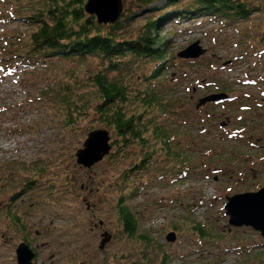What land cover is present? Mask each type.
Returning <instances> with one entry per match:
<instances>
[{
	"label": "rangeland",
	"instance_id": "rangeland-1",
	"mask_svg": "<svg viewBox=\"0 0 264 264\" xmlns=\"http://www.w3.org/2000/svg\"><path fill=\"white\" fill-rule=\"evenodd\" d=\"M247 1L252 14L243 21L235 20L231 36L219 44L225 50L224 59H237L232 62L236 66L233 71L220 72L224 59L215 54L217 48H212L194 63L176 54L171 56L169 69L156 77L163 88L161 95L169 101L172 139L191 160L182 165L170 157H157L161 154L158 140H151L152 145L145 147L151 157L142 169L132 172L135 184L142 188L128 200L141 215L142 228L154 239L151 248H144L141 240L117 233L116 200H112L113 190L118 189L112 179L122 168L134 167L131 154H123V146L111 143L110 152L92 167L76 163L75 152L83 147L87 133L103 127L91 107L97 98L89 82L91 57L87 61L58 57L47 65L39 60L25 68L19 56H12L16 52L8 51V44L14 48L19 43L17 35L24 37L26 31L39 24L23 19L43 2L0 0V264H17L15 247L25 238L36 255L34 264H132L130 258L140 256L141 251L156 262L161 261L165 251L164 264H264L262 234L249 225H229L224 210L226 196L264 187V98L259 92V88L264 90V0ZM129 2L123 0L124 5ZM132 6L140 9V5ZM141 11L135 10V14ZM137 18L132 23L135 28L145 19L141 15ZM163 24L169 28L161 33L159 28L152 29L158 40L172 37L179 42L175 34L184 25L173 26L171 21ZM172 30L176 33H170ZM197 37L201 35H191L186 41L194 43ZM164 58L169 56L165 53ZM149 61L143 57L132 60V67L123 70L136 76L148 75L152 69ZM170 76L176 77L175 84ZM246 77L258 83L236 85L239 78ZM206 78H215L220 86L232 89L251 88L257 97L255 102L262 99V103L251 104L246 111L232 104H207L196 109L195 102L205 92L193 88ZM62 85L69 92V105H78L73 106L75 119L71 124L64 122L63 114L68 109L58 99ZM80 96L84 98L82 103ZM50 99L55 105L49 103ZM205 113L203 129L199 122H203L201 116ZM229 113L237 120L220 127V121H226L224 116ZM240 116L243 119L239 122ZM237 130L240 132L235 137H228V132ZM109 133L112 142L114 136ZM41 164L52 173L42 172L20 191L30 176L27 172ZM179 168H188L187 175H178ZM213 172L219 174L217 180ZM12 215L19 217L18 224ZM192 220L206 226L210 233L205 231V237L199 236ZM171 230L177 239L168 242L165 237ZM105 231L111 237L101 249L99 243ZM215 235L217 239L211 240Z\"/></svg>",
	"mask_w": 264,
	"mask_h": 264
},
{
	"label": "trees",
	"instance_id": "trees-1",
	"mask_svg": "<svg viewBox=\"0 0 264 264\" xmlns=\"http://www.w3.org/2000/svg\"><path fill=\"white\" fill-rule=\"evenodd\" d=\"M41 1L42 7L35 6L32 14L24 16L23 19L27 23L33 24L37 21L39 24L26 31L24 37L16 34L19 43L17 42L14 48L8 44V51L16 52L12 56H19L23 62L35 63L40 60L45 65L56 61L58 57L73 61H87L91 57L89 82L97 94V98L91 103L94 115L114 136L111 143L123 146L125 148L123 154L127 152L131 154L132 164L135 163L131 169L122 168L112 179L118 188L113 190V199L111 198L116 200L117 233L120 232L126 238L135 237L144 243V248L146 246L151 248L154 239L148 237L146 229L141 226V215H137L128 203V200L142 188L140 184H135L132 172L142 169L144 163H147L150 150L145 147L152 145L151 140H158L161 144L162 155L157 157H170L171 160L181 161L182 165H188L187 162L191 160L172 139L167 108L169 101L167 97L161 95L163 88L160 89L161 82L156 78L169 67L166 64L167 59H163L161 49L168 44L169 39L165 38L160 46L152 29L157 30L164 21H182L203 15L235 23V20L238 22L245 20L252 14L253 9L247 0H131L129 5H124L118 20L104 24L97 23L93 15L85 12L83 5L86 0ZM131 4L140 5V9L132 8ZM141 9L146 10L147 14ZM135 10L142 13L135 14ZM140 15L145 19L140 27L135 28L132 23H135ZM172 32L176 31L172 30L170 33ZM22 33L24 32L22 31L21 35ZM142 57L152 63L148 75L145 73L136 76L133 73H125L124 70L132 67V60ZM0 60L2 61V58ZM94 63L97 66L94 67ZM169 78L170 82L175 84L176 77ZM63 86H61L63 92L62 90L58 92V99L66 103L67 109H70L64 112L63 116L64 122L71 124L75 119L73 106L78 105L75 103L73 106L69 105V101L66 100L69 92L64 91ZM78 98L81 103L84 101L82 96ZM49 103L55 105L51 99ZM76 109L74 108L75 111ZM202 115V120H205L207 116ZM52 171L45 168L44 164L35 170L31 169L27 172L29 178L23 182L24 186L19 190L28 188L27 186L36 181L39 177H35L42 172L46 174ZM188 171V168H179L178 175L181 173L187 175ZM12 218L15 224L19 223L17 215H12ZM192 228L202 238L205 237V231L210 233L206 226L195 220H192ZM217 237L215 235L211 240L214 241ZM25 239L29 244L27 238ZM145 256L146 253L141 251L140 256L131 257L130 260L132 264H164L167 253L165 251L162 253L160 262Z\"/></svg>",
	"mask_w": 264,
	"mask_h": 264
},
{
	"label": "water",
	"instance_id": "water-1",
	"mask_svg": "<svg viewBox=\"0 0 264 264\" xmlns=\"http://www.w3.org/2000/svg\"><path fill=\"white\" fill-rule=\"evenodd\" d=\"M123 0H86L83 8L86 13L93 15L97 23H109L118 20L123 11ZM197 41L191 43L181 50L177 56L180 58L195 59L205 53ZM221 93L215 95L207 94L198 101V105L205 104L207 101H216L224 97ZM111 137L107 128H93L87 133L83 141V147L75 152L76 163L87 168L92 167L96 162L101 161L106 154L111 150ZM224 210L228 216V224L232 226L249 225L254 230H258L264 238V187L254 192L234 193L231 196H226ZM99 247L104 248L111 237L109 231L101 234ZM166 241L172 242L177 239L174 230H171L166 235ZM17 264H34L33 258L36 256L30 245L27 242L21 241L15 247Z\"/></svg>",
	"mask_w": 264,
	"mask_h": 264
},
{
	"label": "flooded vegetation",
	"instance_id": "flooded-vegetation-1",
	"mask_svg": "<svg viewBox=\"0 0 264 264\" xmlns=\"http://www.w3.org/2000/svg\"><path fill=\"white\" fill-rule=\"evenodd\" d=\"M218 82L219 81H216L215 84H213V86L211 88L209 86L208 87H203V86L199 87V86H197L196 88H193V89H194V91L199 90V89L204 91L205 93L202 96L206 95L207 93H210V95H215L217 93H221V95H225L224 97L219 98L216 101H212V102L211 101H207L206 105L207 104H211L212 107H218L220 105L222 107L223 106L224 107H227V106L229 107V105L232 104V105H236L238 107L240 106V108H242L243 111H246V110L250 109L251 104L260 105L262 103L261 102L262 99H260V102H257V101L255 102L257 97H255V94L253 93V90L251 88L246 89V90H242L240 88L232 89V88L220 86V84ZM259 90H260L259 92L263 96L262 98H264V90H263V88H259ZM196 103H197V101L195 102V108L197 109ZM198 108H200V107H198ZM205 115L207 116V113H205ZM208 116H210V111H209V115ZM233 117H234V115H232V113H229L227 116H224V119L226 121L223 122V120H221L220 123H219V126L220 127H224V125H226V124H228V126H230L232 121L235 122L237 120L236 116L234 118ZM241 119H243L242 116H240V119L238 121L239 122L242 121ZM202 121H204V120H202ZM203 123H202V125H203ZM202 128L206 129L205 126H202ZM239 132H240V130L234 131V133L233 132H228L227 135H228L229 138H231V137H235L237 135V133H239ZM219 172H221V171L218 169L217 173H219ZM218 175H216V174L213 175L216 180H217Z\"/></svg>",
	"mask_w": 264,
	"mask_h": 264
},
{
	"label": "built area",
	"instance_id": "built-area-1",
	"mask_svg": "<svg viewBox=\"0 0 264 264\" xmlns=\"http://www.w3.org/2000/svg\"><path fill=\"white\" fill-rule=\"evenodd\" d=\"M187 24H189V25H195V27L193 28V30H192V32L190 33H188V34H186V33H183V35H180V36H178V37H180L179 39V42H177L176 40L177 39H174V41H173V45H175V47L176 48H178V46H180V45H182L184 42H186V39H188L189 38V36H191V35H200L201 33H202V31H203V28H201V26H198L199 25V21L196 23V21L195 20H193L192 22H189V23H187ZM166 28H169V27H166ZM166 28H164L165 30H166ZM163 29V30H164ZM162 32V31H161ZM161 32H159V33H161Z\"/></svg>",
	"mask_w": 264,
	"mask_h": 264
},
{
	"label": "bare ground",
	"instance_id": "bare-ground-1",
	"mask_svg": "<svg viewBox=\"0 0 264 264\" xmlns=\"http://www.w3.org/2000/svg\"><path fill=\"white\" fill-rule=\"evenodd\" d=\"M5 148H7L8 147V145H6V146H4Z\"/></svg>",
	"mask_w": 264,
	"mask_h": 264
}]
</instances>
